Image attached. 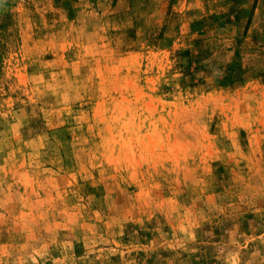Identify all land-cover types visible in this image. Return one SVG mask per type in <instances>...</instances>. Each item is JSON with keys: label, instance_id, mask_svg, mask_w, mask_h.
Here are the masks:
<instances>
[{"label": "rangeland", "instance_id": "rangeland-1", "mask_svg": "<svg viewBox=\"0 0 264 264\" xmlns=\"http://www.w3.org/2000/svg\"><path fill=\"white\" fill-rule=\"evenodd\" d=\"M0 264H264V0H0Z\"/></svg>", "mask_w": 264, "mask_h": 264}]
</instances>
